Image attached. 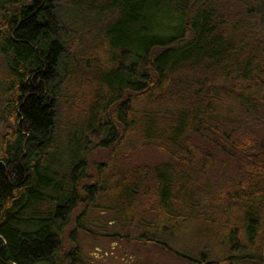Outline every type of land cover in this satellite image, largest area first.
Wrapping results in <instances>:
<instances>
[{
  "label": "trees",
  "instance_id": "trees-1",
  "mask_svg": "<svg viewBox=\"0 0 264 264\" xmlns=\"http://www.w3.org/2000/svg\"><path fill=\"white\" fill-rule=\"evenodd\" d=\"M0 56V264H85L98 202L264 264V0H0Z\"/></svg>",
  "mask_w": 264,
  "mask_h": 264
},
{
  "label": "rangeland",
  "instance_id": "rangeland-1",
  "mask_svg": "<svg viewBox=\"0 0 264 264\" xmlns=\"http://www.w3.org/2000/svg\"><path fill=\"white\" fill-rule=\"evenodd\" d=\"M3 66L4 61L0 56V71ZM4 104L0 94V116ZM7 127L8 122L0 117V135L5 133ZM163 158L152 151H146L140 156L142 163L152 166L160 164ZM92 161L100 164L104 163L105 158L97 153ZM150 218L151 215L146 216L147 220ZM81 228L73 235L76 243L66 239L65 247L70 250L77 245L85 264H196L192 260L197 261L204 254H209V261L215 260L211 250L205 248L203 240L193 234L157 238L190 260L171 255L163 246L141 243L137 240L139 231L123 229L116 219V209H111L110 205L106 207L103 202L96 203L87 212Z\"/></svg>",
  "mask_w": 264,
  "mask_h": 264
}]
</instances>
